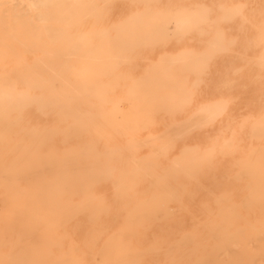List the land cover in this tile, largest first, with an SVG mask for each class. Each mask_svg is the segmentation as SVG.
I'll list each match as a JSON object with an SVG mask.
<instances>
[{
	"label": "rangeland",
	"instance_id": "374dc122",
	"mask_svg": "<svg viewBox=\"0 0 264 264\" xmlns=\"http://www.w3.org/2000/svg\"><path fill=\"white\" fill-rule=\"evenodd\" d=\"M87 1L0 33V264H264V0Z\"/></svg>",
	"mask_w": 264,
	"mask_h": 264
},
{
	"label": "bare ground",
	"instance_id": "6f19581e",
	"mask_svg": "<svg viewBox=\"0 0 264 264\" xmlns=\"http://www.w3.org/2000/svg\"><path fill=\"white\" fill-rule=\"evenodd\" d=\"M72 1L73 0H0V33L2 34V36H6V35H20L22 34L23 30L26 29V27L28 25H26L24 22L27 19H30L32 16L40 19V20H46V21H56V20H68L69 17H71L72 15V10H71V5H72ZM89 1V0H88ZM87 1V2H88ZM94 0H92L93 2ZM75 2V1H74ZM80 2V0H77V3ZM85 2V0H81V2L79 3V5H82ZM86 2V4H87ZM90 1V3H92ZM76 3V2H75ZM74 3V4H75ZM85 4V5H86ZM89 4V2H88ZM94 4V3H93ZM96 4V3H95ZM17 5H23L24 7H26V10H20L17 8ZM92 5V4H90ZM257 5V4H256ZM75 6V5H74ZM77 6V4H76ZM84 6V5H83ZM79 7V6H78ZM88 8H90L88 6ZM87 8V9H88ZM202 9L201 11H205V7L202 4H199V9ZM25 9V8H24ZM82 9V8H80ZM234 10V8H233ZM84 11V10H83ZM82 11V12H83ZM235 11V10H234ZM89 12V11H88ZM87 12V13H88ZM93 12L92 14L95 13L94 8L92 9ZM84 13V12H83ZM236 14V13H235ZM85 15V14H84ZM237 15V14H236ZM93 17V16H92ZM195 17V16H194ZM82 19V18H81ZM198 20V19H197ZM45 22V21H44ZM136 22V20L134 21ZM39 23V22H38ZM178 24V23H177ZM30 25V24H29ZM122 25V24H121ZM182 25V24H181ZM180 25V28H181ZM184 25V23H183ZM49 27H54V24H48ZM120 26V25H119ZM127 26V25H126ZM110 27V26H109ZM122 27V26H121ZM124 27V25H123ZM183 28V27H182ZM103 33V32H102ZM129 34V33H128ZM126 35V34H125ZM39 36V35H38ZM101 37V35H100ZM37 38V37H36ZM94 38V37H93ZM216 38V37H215ZM219 38V37H218ZM34 39V38H33ZM51 39V38H50ZM35 40V39H34ZM52 40V39H51ZM79 40V39H78ZM82 41V40H81ZM83 42V41H82ZM106 42V41H105ZM214 42V41H213ZM212 42V43H213ZM141 43V42H140ZM73 45V44H72ZM73 47V46H72ZM71 47V48H72ZM27 48V47H26ZM30 49V46L28 47ZM27 48V49H28ZM125 48V47H124ZM25 49V48H22ZM95 49V48H94ZM74 51L75 48H74ZM7 52V51H6ZM10 53V52H9ZM18 53V52H17ZM16 53V54H17ZM183 54V53H182ZM202 54V53H201ZM204 54V53H203ZM9 55V54H8ZM55 55V54H53ZM184 55V54H183ZM60 56V55H59ZM85 56V55H84ZM182 56V55H181ZM5 58V56H3ZM58 57V56H57ZM197 57V56H196ZM199 57V56H198ZM66 58V57H65ZM205 58V57H204ZM176 59V58H175ZM189 59V58H188ZM198 59V58H197ZM199 60V59H198ZM201 60V57H200ZM207 60V59H206ZM21 58L19 57L16 60V63L19 65L18 67H20L21 65H23V63L21 62ZM203 61V60H202ZM205 61V60H204ZM166 62V61H164ZM172 63V62H171ZM110 65V64H109ZM169 65V64H168ZM107 67V66H106ZM91 70V69H90ZM156 72V71H155ZM55 73V72H53ZM37 78V77H36ZM82 79V78H80ZM84 79V78H83ZM57 81V80H56ZM65 81V80H64ZM140 81V80H139ZM30 83V82H29ZM51 83V82H50ZM62 83V82H61ZM47 85V84H46ZM68 85V84H66ZM69 86V85H68ZM64 87V86H63ZM13 93H9L8 91H6L5 89H3L0 92V101H3V110L6 111L5 108H8V106H10V100H14V104L12 105L13 107H16V102L22 101L23 96L17 95L16 99H12L13 97ZM79 96V95H78ZM9 101V102H8ZM6 103V105H5ZM183 103V102H182ZM36 104V103H35ZM42 105V104H41ZM221 110V109H220ZM101 111V110H100ZM199 111V110H198ZM216 113V112H215ZM213 114V113H212ZM209 117V115H208ZM7 120V119H5ZM18 121V120H17ZM12 122V121H11ZM206 124V123H205ZM1 134V133H0ZM137 141V140H136ZM195 147V146H194ZM160 150V149H159ZM153 151V150H152ZM162 151V150H161ZM184 151V150H182ZM43 160V159H42ZM107 161V160H105ZM140 166V164H139ZM48 168V167H46ZM107 169V167H106ZM60 171V170H59ZM106 171V170H104ZM144 172V169L142 170ZM141 171V172H142ZM140 172V171H139ZM60 173V172H59ZM104 174V173H103ZM91 176V174H90ZM101 176V175H100ZM151 176V175H150ZM61 177V176H60ZM93 177V176H92ZM54 178V177H53ZM57 178V176L55 177ZM64 178V177H63ZM134 179V178H132ZM42 181V179H41ZM138 182V181H135ZM150 182V181H149ZM82 182H80L81 184ZM44 184V183H43ZM70 184V183H69ZM84 183L81 184V186ZM151 184V183H150ZM152 186V185H151ZM150 186V187H151ZM172 187V186H171ZM169 187V189L171 188ZM84 188V187H83ZM90 189V187H88ZM152 188V187H151ZM124 190V188H122ZM139 189V188H138ZM173 189V188H172ZM85 190V189H84ZM88 190V189H87ZM125 191V190H124ZM56 195V194H55ZM117 196H119V194H116ZM115 195V196H116ZM161 194H159L160 196ZM117 198V197H116ZM162 198V197H161ZM167 199V198H166ZM171 199V198H168ZM171 201V200H170ZM24 202V201H23ZM26 202V201H25ZM28 202V201H27ZM26 204V203H25ZM2 207V206H1ZM232 208V206H231ZM160 210V209H159ZM58 212V211H57ZM106 212V211H105ZM60 213V212H59ZM4 215V214H3ZM12 216V215H10ZM9 216V217H10ZM8 217V216H7ZM15 217V216H14ZM54 218V217H53ZM32 227V226H31ZM33 229V227H32ZM31 229V230H32ZM212 230V229H211ZM35 234V233H34ZM232 248V247H231ZM234 249V248H233ZM230 251V250H229ZM2 259V258H1ZM238 259V258H237ZM29 261V260H28ZM173 262V260H172ZM228 263V262H227Z\"/></svg>",
	"mask_w": 264,
	"mask_h": 264
}]
</instances>
